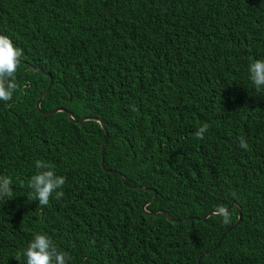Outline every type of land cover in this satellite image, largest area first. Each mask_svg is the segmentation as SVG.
Here are the masks:
<instances>
[{
    "label": "trees",
    "instance_id": "16d2710c",
    "mask_svg": "<svg viewBox=\"0 0 264 264\" xmlns=\"http://www.w3.org/2000/svg\"><path fill=\"white\" fill-rule=\"evenodd\" d=\"M0 32V264H264V0H0Z\"/></svg>",
    "mask_w": 264,
    "mask_h": 264
},
{
    "label": "clouds",
    "instance_id": "9594fccd",
    "mask_svg": "<svg viewBox=\"0 0 264 264\" xmlns=\"http://www.w3.org/2000/svg\"><path fill=\"white\" fill-rule=\"evenodd\" d=\"M0 34H2L1 32H0ZM4 37H5V35L4 34H2ZM0 42H1V40H0ZM5 43H6V37H5ZM6 45H7V43H6ZM1 47H2V45H1ZM7 47L11 50V52H9L10 54H14L13 53V51H12V49L7 45ZM2 49H3V47H2ZM4 51H6V52H8L7 50H5V49H3ZM42 95V94H41ZM46 96V95H45ZM41 103H42V101H41ZM41 103H40V106H38V103H37V108H38V110L41 112V113H44V114H50V113H57V112H59V111H57V112H55V110L56 109H59V108H64V107H58V108H55V109H53L52 111H48V112H46L43 108H42V106H41ZM65 109V108H64ZM63 111H70V110H68V109H66V110H63ZM71 112V111H70ZM67 114H68V112H67ZM71 115L73 116V114H72V112H71ZM68 117H69V115H68ZM74 117V116H73ZM83 117H88V116H83ZM70 118V117H69ZM75 118V117H74ZM82 118V117H81ZM71 119V118H70ZM75 119H77V118H75ZM78 119H80V118H78ZM89 119H94V120H96V121H98L100 124H101V126L105 129V131H106V133H107V129H106V125H105V123L103 122V121H101L100 119H98V118H96V117H90ZM72 120V119H71ZM88 120V119H87ZM72 121H75V120H72ZM85 121V120H84ZM78 122V121H77ZM83 122V121H82ZM103 124V125H102ZM107 136H108V134H107ZM106 136V137H107ZM106 141H107V139L104 141V144H103V149H102V155L104 156V154H105V144H106ZM102 166H103V168L104 169H107V165H106V163H105V160H103L102 161ZM109 170H113V169H109ZM115 172V171H114ZM31 253H33V254H38V255H44V247L43 248H38V249H35V250H32V251H30Z\"/></svg>",
    "mask_w": 264,
    "mask_h": 264
},
{
    "label": "water",
    "instance_id": "95a60500",
    "mask_svg": "<svg viewBox=\"0 0 264 264\" xmlns=\"http://www.w3.org/2000/svg\"><path fill=\"white\" fill-rule=\"evenodd\" d=\"M0 40H1V45H2V47H3V49H5V50H7L8 52H11V50L7 47V45H6V43H5V37L2 35V34H0ZM29 68H34L32 65H29ZM35 70H37L38 68H34ZM52 83V82H51ZM47 92H48V89L47 90H45L43 93H42V95L40 96V98H39V100H38V106H40V103H41V101L43 100V98L45 97V95L47 94ZM63 110H66V109H64V108H59V109H56L55 110V112H57V111H63ZM68 112V115H69V117L72 119V120H75V121H78V122H82V121H84V120H87V119H89L90 117H82V118H80V119H75L72 115H71V112L70 111H67ZM103 125V124H102ZM111 172H114L115 170H110ZM147 203H145L144 205H143V207H145V205H146ZM234 204H236V202H234ZM145 209V208H144ZM158 211H161V212H163V213H166V212H164L163 210H158ZM211 214H215V215H218L219 214V212H216V211H212V212H209L204 218H206V217H208L209 215H211ZM166 215H167V213H166ZM168 216V215H167ZM169 218H171L170 216H168ZM241 219H242V215H241V213H240V215H239V221H241ZM238 221V222H239Z\"/></svg>",
    "mask_w": 264,
    "mask_h": 264
}]
</instances>
